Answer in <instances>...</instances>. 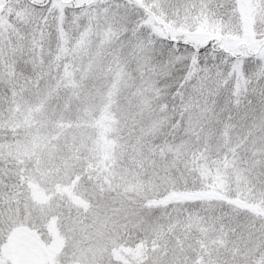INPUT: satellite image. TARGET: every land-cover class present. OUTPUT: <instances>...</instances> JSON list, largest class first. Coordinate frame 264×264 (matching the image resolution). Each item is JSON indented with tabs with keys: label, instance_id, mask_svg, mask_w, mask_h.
<instances>
[{
	"label": "snow or ice",
	"instance_id": "1",
	"mask_svg": "<svg viewBox=\"0 0 264 264\" xmlns=\"http://www.w3.org/2000/svg\"><path fill=\"white\" fill-rule=\"evenodd\" d=\"M0 264H264V0H0Z\"/></svg>",
	"mask_w": 264,
	"mask_h": 264
}]
</instances>
